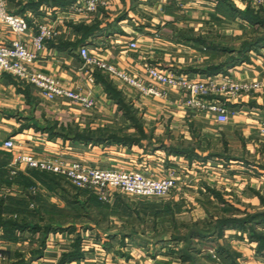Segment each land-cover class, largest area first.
<instances>
[{
  "label": "crops",
  "instance_id": "0c3cea01",
  "mask_svg": "<svg viewBox=\"0 0 264 264\" xmlns=\"http://www.w3.org/2000/svg\"><path fill=\"white\" fill-rule=\"evenodd\" d=\"M75 1L6 0L9 12L30 22L22 35L0 20V43L23 39L37 52L29 70L96 99L92 108L68 97L49 99L35 85L0 71V264H264V248L253 237L264 233L262 218L229 226L221 236L187 238L195 227L211 233L209 221L264 214V45L229 64L244 40L264 31L249 18L250 4L105 0L85 16L71 8ZM40 24L54 26L58 35L39 50L34 38ZM83 46L147 84L151 67L209 78L220 74L214 73L220 66L234 80L261 87L227 99L229 120L220 122L186 106V94L177 88L145 95L87 67ZM113 136L134 141H93ZM9 138L12 148L4 145ZM19 154L65 156L97 167L109 160L115 169L155 179L174 173L177 188L170 197L148 198L114 190L105 202L65 177L14 165Z\"/></svg>",
  "mask_w": 264,
  "mask_h": 264
},
{
  "label": "built area",
  "instance_id": "2783aa9c",
  "mask_svg": "<svg viewBox=\"0 0 264 264\" xmlns=\"http://www.w3.org/2000/svg\"><path fill=\"white\" fill-rule=\"evenodd\" d=\"M245 1L254 8L264 9V0ZM105 4V0H76L72 3L71 8L81 15L88 16ZM0 20L8 23L20 35L31 27L25 15H17L8 11L6 0H0ZM37 28L38 32L34 38V43L40 50L45 46L47 40L57 37L58 31L54 26L48 24H40ZM131 46L137 47V42H131ZM80 56L87 67L105 72L112 78L138 88L145 95L164 96L167 88H177L186 94L183 99L186 106L198 112H208L216 116L220 122L229 120L230 110L226 104L227 99L252 93L261 87L258 82L236 81L231 75L225 73L209 78L184 77L174 73H164L155 67L149 68L152 80L147 84L143 80L132 78L111 62L93 55L89 46H83L80 49ZM37 57V52L28 48L26 40L15 39L10 43H0V71L9 72L35 85L42 96L46 98L68 97L82 103L87 108L95 106L96 99L94 96L70 90L47 74L29 70L27 64L35 61ZM260 131L264 134V122ZM4 145L7 148H12L15 146V142L9 138L4 141ZM22 163L65 177L74 185L91 190L100 200L105 202L110 200L114 190L141 198L169 197L177 188L174 173L163 179H155L141 172L96 168L79 161L37 159L27 154H19L13 164L19 166ZM15 173L16 170L13 174ZM1 256L3 254L0 251Z\"/></svg>",
  "mask_w": 264,
  "mask_h": 264
},
{
  "label": "trees",
  "instance_id": "16d2710c",
  "mask_svg": "<svg viewBox=\"0 0 264 264\" xmlns=\"http://www.w3.org/2000/svg\"><path fill=\"white\" fill-rule=\"evenodd\" d=\"M248 10H249V18L252 20V22L255 21H259L260 23H262V25L264 26V9H260L259 11H255L252 9L251 5H248ZM262 45H264V31L260 33V35L257 34V32H255L254 34L252 33L250 35V38L247 40H244L242 45H241V49L238 51L240 53L239 57H234L231 58V60L229 61V64L232 65L233 63H237L239 61H241L242 59H244V57L246 56V54L254 48H259ZM221 72H226V69L222 68L219 66V68H217L214 73H221ZM110 85V84H109ZM115 95V96H114ZM113 97H115V99L121 101L122 97L120 95V93H115L113 94ZM125 109H127L126 107H124ZM136 125H138L137 122H135ZM76 138L79 140H83V141H89L92 138H88L86 135H81V134H76ZM94 142L98 141V142H104V143H121L124 145H129L131 144L134 139H130V138H117L115 136L113 137H107L106 139L104 138H100V139H93ZM187 155L190 157V154L187 153ZM45 173V172H44ZM47 175V174H46ZM260 218H256V216L254 215H248L245 218H241V219H233V218H221V219H217L214 221H209L213 227V231L210 233H206V231H200L198 228H193L190 235L187 237L189 240L190 237H196V236H200V237H206V236H210L211 234L215 235V236H221L225 230V228L229 227V226H242V227H246L248 226V224H250L251 222H254L257 219H261L262 221L264 220V214H260ZM197 226V225H196ZM256 234V233H255ZM254 238H256L257 240H259L260 244H261V248H264V233H258L256 235L253 236ZM219 252H221V254L226 255V257L231 256V254H229V252L224 249V248H219Z\"/></svg>",
  "mask_w": 264,
  "mask_h": 264
},
{
  "label": "rangeland",
  "instance_id": "374dc122",
  "mask_svg": "<svg viewBox=\"0 0 264 264\" xmlns=\"http://www.w3.org/2000/svg\"><path fill=\"white\" fill-rule=\"evenodd\" d=\"M127 87H129V88H133V87H131L130 85H127V84H125ZM135 88V87H134ZM57 158H60V159H64L65 161L66 160H68V161H79V162H82L83 164H86V165H88V166H91V167H96V168H109V169H115L114 167H112V166H110V161L109 160H107V164L108 165H106L105 164V166H102V167H97V166H93V165H91L90 163H88V162H86L85 160H81V159H77V160H73V159H71V160H69L68 158H66L65 156H56ZM117 169V168H116ZM118 170H124V171H132V172H139V171H135V170H133V169H131V168H129V169H127V168H124V167H122V168H118ZM43 171V170H42ZM45 172H48V171H45ZM51 173V172H50ZM54 175H57V174H55V173H53ZM145 175V174H144ZM57 176H59V177H62V176H60V175H57ZM64 178V177H63ZM76 186V185H75ZM76 187H78V186H76ZM79 188H84V189H87V188H85V187H79ZM89 190V189H88ZM91 191V190H90ZM171 196V195H170ZM169 196V197H170ZM141 198H148V197H141Z\"/></svg>",
  "mask_w": 264,
  "mask_h": 264
}]
</instances>
